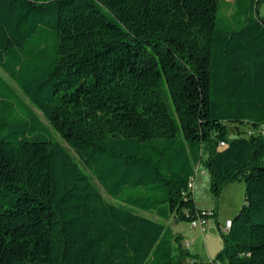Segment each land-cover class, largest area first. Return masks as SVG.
Segmentation results:
<instances>
[{
	"label": "trees",
	"instance_id": "trees-1",
	"mask_svg": "<svg viewBox=\"0 0 264 264\" xmlns=\"http://www.w3.org/2000/svg\"><path fill=\"white\" fill-rule=\"evenodd\" d=\"M263 2L0 0V264H264Z\"/></svg>",
	"mask_w": 264,
	"mask_h": 264
},
{
	"label": "rangeland",
	"instance_id": "rangeland-1",
	"mask_svg": "<svg viewBox=\"0 0 264 264\" xmlns=\"http://www.w3.org/2000/svg\"><path fill=\"white\" fill-rule=\"evenodd\" d=\"M231 1V0H227ZM258 13L259 15L264 18V2L259 4L258 6ZM108 17L113 19V17L110 14H107ZM38 116L40 117V120L47 125V122L43 118V116L36 112ZM247 136V134H246ZM235 135L230 132V138H234ZM65 146V145H64ZM197 176L195 187H194V199L197 204V206L200 209H206L207 211L209 209H216L218 212V219L217 221L220 224H224L226 219H233L237 213L240 211L241 206L244 202V191L245 186L243 182H234L232 184L227 185L220 195V199L218 203H216L210 196L208 186L206 185V182H208V177L206 174H204L205 177H199ZM201 178V179H200ZM104 198L107 201H110L104 194ZM170 229L176 233L179 231L181 234H188L189 232L192 233V235L198 234V242L197 246L200 249L202 255L206 254V247L207 251L217 253L221 250L222 247V241L219 236V232L216 228L215 222L213 219L208 221V225L206 227L205 233L203 234V238L200 235L199 231L195 230L191 227L188 223H177L171 224ZM198 232V233H197ZM204 240V241H203ZM206 243V246H205ZM202 259V256L201 258ZM204 261V260H203Z\"/></svg>",
	"mask_w": 264,
	"mask_h": 264
},
{
	"label": "crops",
	"instance_id": "crops-1",
	"mask_svg": "<svg viewBox=\"0 0 264 264\" xmlns=\"http://www.w3.org/2000/svg\"><path fill=\"white\" fill-rule=\"evenodd\" d=\"M198 175H200L199 177H205L204 176V173L202 172V171H198L197 173H196V175H195V178H194V187H195V183H196V179H197V176ZM201 179V178H200ZM206 185L208 186V182H206ZM196 203V202H195ZM196 207L198 208V209H200L198 206H197V204H196ZM201 210H206V209H201ZM209 210H212V209H209ZM228 220H231V219H226L225 220V222L226 221H228ZM171 224H177V223H175V222H173V221H170L169 223H167V225L170 227L171 226ZM207 225H208V222L206 223V225H205V230H206V227H207ZM221 225H223V223L221 224ZM195 230H197V229H195ZM197 231H199V233H200V235L202 236V238H203V234L205 233V231H204V233L202 234L201 232H200V230L198 229ZM176 233H180L179 231H177ZM198 233V232H197ZM181 234V233H180ZM182 236H183V238H184V243H185V245H186V247L188 248V250L192 253V254H196V255H198L200 258H201V256H202V261L204 260V262H211L212 260H213V258H214V256L216 255V253H214V252H208L207 251V247H206V254L205 255H202V253H201V251H200V249L198 248V244H197V242H198V234H196V235H192V233L191 232H189L188 234H186V233H184V234H181ZM204 241V240H203ZM205 246H206V243H205ZM222 248V247H221Z\"/></svg>",
	"mask_w": 264,
	"mask_h": 264
},
{
	"label": "built area",
	"instance_id": "built-area-1",
	"mask_svg": "<svg viewBox=\"0 0 264 264\" xmlns=\"http://www.w3.org/2000/svg\"><path fill=\"white\" fill-rule=\"evenodd\" d=\"M221 147L224 146L223 143L220 144ZM198 172V171H197ZM196 172V173H197ZM195 178V177H194ZM194 178L191 180L190 184H189V188L190 190L194 193ZM191 227L194 229H199L200 232L203 234L205 231V225L206 222H204L203 220H197L195 222L190 223ZM222 227V231L223 232H227L230 228H231V221L228 220L226 222H224V224L221 226Z\"/></svg>",
	"mask_w": 264,
	"mask_h": 264
}]
</instances>
